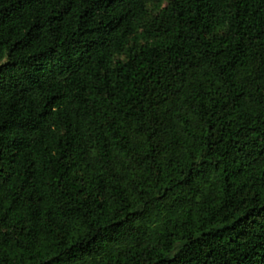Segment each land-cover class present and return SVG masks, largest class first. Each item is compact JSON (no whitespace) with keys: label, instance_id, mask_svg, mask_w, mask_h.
Masks as SVG:
<instances>
[{"label":"trees","instance_id":"trees-1","mask_svg":"<svg viewBox=\"0 0 264 264\" xmlns=\"http://www.w3.org/2000/svg\"><path fill=\"white\" fill-rule=\"evenodd\" d=\"M0 264H264V0H0Z\"/></svg>","mask_w":264,"mask_h":264}]
</instances>
